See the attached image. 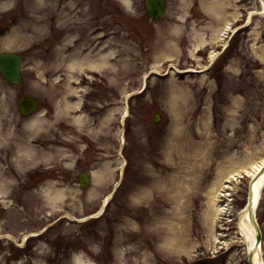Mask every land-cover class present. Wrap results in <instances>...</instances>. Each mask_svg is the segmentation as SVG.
<instances>
[{
	"label": "rangeland",
	"instance_id": "rangeland-1",
	"mask_svg": "<svg viewBox=\"0 0 264 264\" xmlns=\"http://www.w3.org/2000/svg\"><path fill=\"white\" fill-rule=\"evenodd\" d=\"M219 1L224 14L209 0H167L166 15L153 19L143 0H0V51L24 58L18 84L0 74V173L12 180L0 231L15 237L0 239V264H247L243 244L211 242L206 214L220 179L237 173L230 199L219 201L231 211L216 225L234 233L244 172L264 158V15L257 0H238L234 20L232 1ZM12 30L10 49L1 43ZM106 51L103 70L69 65ZM22 95L39 100L31 116L18 111ZM67 100L80 107L65 114ZM31 118L44 121L38 132L49 142L17 161L4 145L16 138L23 150ZM46 182L67 189L61 203L43 198ZM256 217L264 260V185Z\"/></svg>",
	"mask_w": 264,
	"mask_h": 264
},
{
	"label": "bare ground",
	"instance_id": "bare-ground-1",
	"mask_svg": "<svg viewBox=\"0 0 264 264\" xmlns=\"http://www.w3.org/2000/svg\"><path fill=\"white\" fill-rule=\"evenodd\" d=\"M6 2H4V5H8L10 4V0H5ZM121 2H123L127 7L130 5V0H120ZM232 2H237L238 0H231ZM230 2L231 7L234 9L230 15H232L233 19H237L239 18L240 14L239 12H236L235 10L239 9V6H236L237 3H235V6L233 5L234 3ZM209 3H211V5L208 7L209 10L213 11V7L214 10H217L218 12L221 11V14H224L227 12V2H220L219 0H209ZM167 4V0H164V5ZM259 10L254 11V12H258L260 14L264 15V10L262 7L258 8ZM254 12L249 13L248 18L250 19L251 14H253ZM164 14H166V12H164ZM230 27V21H227L225 23L224 29ZM6 38H4V42H2L1 44H3V46H5L6 48H14V43L16 40L15 34L13 32V30L11 32H9L8 34H6ZM221 35V34H220ZM218 35V38L219 36ZM6 39V40H5ZM220 40H222V43H225L224 38H221ZM201 44L205 43V39H201L200 40ZM226 44V43H225ZM224 44V45H225ZM112 52L106 51L103 54H99V57L96 60H92L93 58H91L88 54H85L84 57L82 58H75L72 59L69 62V65L71 66V68H78V69H84L85 67L91 68V69H95V70H103V67L108 65V61L109 58H107V56L109 54H111ZM214 56V55H212ZM259 56L261 58L264 59V55H263V51L260 52ZM74 107L73 109L79 108L80 107V100L76 101V102H70V101H65L64 105L62 106V111L65 114L69 113V109ZM82 114H78V115H72V120L77 123V125H79L81 122H83V117L81 116ZM71 118V116L69 117ZM24 124L28 126L30 133L34 132L35 135H33V137H30L25 143L24 145H22L23 150H20L17 154V152L15 151L14 147H17V141L16 138H14V140L7 139V142H5L4 145V150H8V153L13 157L14 154H16V160L18 161L20 159V157L24 156H29V157H34V153L37 152H42L43 151V147L45 146V144H47L49 142V140H47L45 137L40 138L41 137V132H38V129L44 128L46 127L44 125V121L42 120H37L36 118H31V119H27L24 121ZM123 124V123H122ZM121 124V125H122ZM80 127H83V125H79ZM119 132L121 135V138H124L123 136V127L120 126L119 127ZM4 140V138L2 137V134L0 132V145L2 143V141ZM122 141V139H121ZM30 142V143H28ZM34 143V144H32ZM38 146L40 148H38ZM264 165V158L257 162L254 163L252 165V167L250 169H246L244 174L252 177L259 169L260 167ZM108 167H105L102 170H98V172H94L93 173V178H95L96 181L98 180H102L104 179L106 176H108L109 171L107 170ZM237 174L235 172H229L227 175L223 176L220 179V182H218L217 187L214 189V192L211 193V196L208 199V205L210 210L207 212L206 217L208 218V221L211 222V226L213 228L212 231V238H211V242L215 245L217 244H221L220 247L226 246L227 248L230 247V245H244V253L246 254V259L249 255V253H253V264H264L263 261L259 260L258 257V253L254 248V242H255V230L252 226V224L249 222L250 220L248 219L249 216V212L247 209V206L245 204V207L240 210L238 212V221H237V226H236V230L234 231V233L230 234L227 233V229L225 227H222V223L219 225L222 229V231L217 230L216 225L218 222H221V219L223 218L224 215H227L230 213V207L229 202H225V203H221L219 201H221V198L224 197L227 200L230 199V196L232 195L231 192V188H233V184H232V180L231 179H236L234 174ZM239 175V174H238ZM2 174L0 173V196H4V193L8 190V188L11 186L10 182H12L11 179H6L5 177H3ZM264 185V172H262L253 182V191H254V197H253V202H254V206H257L260 196H261V190L262 187ZM68 193L67 189L64 187H59L56 186L54 182H46L41 189V194L43 196V198L48 202V204L50 205H57L58 203H61L62 200L64 199V197L66 196V194ZM111 196V194L106 195L103 198L102 201V205L99 209V213H101V211L103 210V206L106 204V202L108 201L109 197ZM146 196L143 195L141 197V199H143ZM60 199V200H59ZM59 200V201H58ZM228 235H231L230 237L226 238ZM74 261L76 262V264H86V262H84V260L80 257H77L76 259H74Z\"/></svg>",
	"mask_w": 264,
	"mask_h": 264
},
{
	"label": "water",
	"instance_id": "water-1",
	"mask_svg": "<svg viewBox=\"0 0 264 264\" xmlns=\"http://www.w3.org/2000/svg\"><path fill=\"white\" fill-rule=\"evenodd\" d=\"M146 2V9L147 12L155 18L161 17L164 14V0H144ZM263 10H264V0H259ZM22 62V58L14 52L7 53V52H0V72L2 75L8 79L11 83H17L20 81L21 74H20V65ZM19 110L23 114H30L37 108V101L35 98L30 96H23L20 98L19 102ZM158 113L155 114L154 121L158 120ZM264 170V166L260 169L259 172L254 176L253 179L249 182L248 186V212H249V219L250 223L252 224L255 230V250L258 253L259 260L261 261V254L259 249L260 243V230L257 222L255 221L254 216V207H253V181L254 179ZM80 183L82 186H86L89 183V179L86 173H82L80 175ZM252 256L253 253H249V264H252Z\"/></svg>",
	"mask_w": 264,
	"mask_h": 264
}]
</instances>
